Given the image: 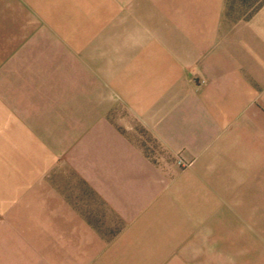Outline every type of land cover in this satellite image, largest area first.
Returning <instances> with one entry per match:
<instances>
[{
  "label": "crops",
  "instance_id": "0c3cea01",
  "mask_svg": "<svg viewBox=\"0 0 264 264\" xmlns=\"http://www.w3.org/2000/svg\"><path fill=\"white\" fill-rule=\"evenodd\" d=\"M128 4L92 95L73 80L89 0H0V264H216L264 219V1Z\"/></svg>",
  "mask_w": 264,
  "mask_h": 264
},
{
  "label": "rangeland",
  "instance_id": "374dc122",
  "mask_svg": "<svg viewBox=\"0 0 264 264\" xmlns=\"http://www.w3.org/2000/svg\"><path fill=\"white\" fill-rule=\"evenodd\" d=\"M114 1L116 2L117 0H89L87 25L84 22V17L82 20L84 25H81V19L75 20L76 14H74V23L76 22V25L80 24V26H76L73 29L72 36L74 87L79 88L81 82L85 83L83 72L86 70L88 72L87 85H89L92 95H97V91H99L97 86H102L103 84L102 78L105 79L108 76H112V64L117 63L115 60L116 55L128 53L130 39L135 33V30L130 27L128 0H120L119 5L118 2L116 4ZM248 1L251 5L257 2V0ZM225 5V13L228 19L247 17L245 15L252 11L254 7V5L252 7L249 6L247 2L242 3L241 0H225ZM139 31L137 37L139 36ZM140 132H142V138H148L143 130H140ZM68 180L69 186L67 184L66 188L68 196L77 200H79V197L91 200L92 196L77 182L74 176L68 174ZM82 205L83 203L79 206L81 207ZM236 224L238 231L234 232V245L238 243L248 244V251L243 252L236 249L230 258H225L223 254H219L216 264H264V219L238 221ZM235 234H238V236Z\"/></svg>",
  "mask_w": 264,
  "mask_h": 264
},
{
  "label": "trees",
  "instance_id": "16d2710c",
  "mask_svg": "<svg viewBox=\"0 0 264 264\" xmlns=\"http://www.w3.org/2000/svg\"><path fill=\"white\" fill-rule=\"evenodd\" d=\"M264 0H257V2H255L254 7L252 8V11L248 12L245 16H249L260 4L263 3ZM242 3H246L249 4V6H253L250 4V2L248 0H241Z\"/></svg>",
  "mask_w": 264,
  "mask_h": 264
}]
</instances>
